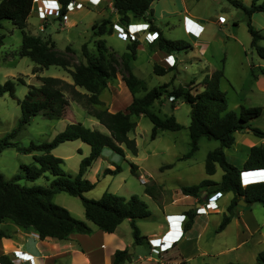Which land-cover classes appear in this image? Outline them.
<instances>
[{
    "label": "rangeland",
    "instance_id": "1",
    "mask_svg": "<svg viewBox=\"0 0 264 264\" xmlns=\"http://www.w3.org/2000/svg\"><path fill=\"white\" fill-rule=\"evenodd\" d=\"M241 1L247 6L252 2V0ZM83 3V6L80 7L72 5L66 21H64L65 18L60 20L58 17H49L42 21L33 9L29 17L27 31L44 39L52 38L57 48L70 58L71 70L82 61H85L82 53V45L84 43L87 42L91 52L97 53L98 38L106 39L108 45L106 54H114L113 56L118 57L119 63L116 65L115 76L109 79L107 88L100 94L103 104H91L88 102V95H86L88 92L80 86L73 85L74 80L69 71L70 69L51 65L48 68H41L34 72L37 63L30 57L20 54L23 43L22 30L11 20L5 19L0 24V83L5 82L9 78L17 80L22 77L25 80V84L17 80L16 96L13 97L9 93H5L0 97V137L5 136L17 126L22 115L19 99H22L27 93L29 85H40L42 76H55L65 80L64 91L69 103L63 118L49 119L43 114L32 117L30 123L22 128L15 138V141L20 146H28L32 141L35 143L49 141L57 133L64 130L68 123L74 121H81L93 129L107 132L106 127L96 117L91 115L88 109L93 106L96 108H108L109 111L116 112L118 110H126V107L131 103L133 94L128 92L130 90H128L124 81L126 72L122 65L121 55L129 51L128 45L133 39L123 40L119 38L116 29H114L112 34L101 37L96 36L92 28L94 22L111 16L109 18L113 22L120 23V15H116L109 8L101 11L100 7L91 5L88 0L83 1ZM189 3L197 6L199 11L212 15V19L215 22H220V16L226 17L225 22H220L221 25L213 23L212 44L205 54L210 65H220L221 67L223 66V61H225L227 74H224V76L226 75L227 79H222L221 87L226 91L229 107L239 111L242 106L263 105L264 100H261V96L248 91L247 94H243L240 91V87H238L248 64H254L258 67V62L264 63V59L250 45L251 34L248 30L247 15L244 10L236 7L229 0H189ZM178 20V16L173 15L169 18L165 16L157 18V23L162 27L164 36L173 40L183 39L190 43V47L187 49L176 51L178 61L174 65H170L174 66L172 70L165 74H157L154 71V62L158 61V58L153 57L150 60L149 56L154 51L159 50L157 47L150 48V46L143 45V48L136 49L139 59L137 62L132 61L133 71L144 79L148 89L171 80V87L186 84L191 81L193 76L202 79L205 76L204 73L208 71L207 66L203 62L193 57L195 55V51L192 50V47L195 46L194 40L188 39ZM168 21L171 22L170 25L167 24ZM258 22L264 23V18H261ZM114 28L116 27L114 26ZM207 30L203 33V36L208 34ZM260 32L264 35V28ZM137 38V40L140 39L139 34ZM155 42L159 43V40H155ZM259 43L264 45V38ZM68 45L71 46V51L66 50ZM252 79L249 74L248 81L250 82ZM194 86V92H196L197 86L199 90L201 89L200 84L195 83ZM246 88L247 86L244 87V92ZM77 91L85 95H81L77 99ZM144 93L145 90H140L137 95H143ZM172 100L173 98L170 95H165L161 100H157L153 106L161 116L175 114L177 120L184 125L181 130H160L158 136L152 139L153 123L149 117L145 115L133 116L132 118L137 122V126L129 135L136 141L138 154L134 155L130 150L126 149V155L122 156L112 148L105 147L101 156L92 163L85 174V177L89 180L96 182V186L92 190L84 193L87 197L100 198L108 190L126 197L138 194L149 204L153 216L148 219H138L137 221L142 234L155 228V221L160 215L162 216L159 207L160 201L148 196L146 192L147 184L164 181L165 187L169 188L170 191H165L164 188L163 193L166 194L168 192L171 194L172 188L174 189L179 183L187 185L199 183L206 177L205 161L208 152L220 145L218 140L203 138L200 142L199 150L192 157L178 160V156L187 153L190 149L189 124L191 107L190 104L179 98L176 101V107L173 108ZM253 123L264 129V115L254 119ZM236 139V143L232 147L226 148L225 151L231 163L242 166L248 157L250 146L259 144L262 139L251 131L237 132ZM247 139L250 140L247 141ZM251 140L254 142H249ZM90 150L89 144L77 139L61 143L53 150V153L62 157L64 160L63 168L75 175L79 171L82 158L87 156ZM35 153L22 152L13 146L3 148L0 152V173L6 179L12 178L16 173L22 171V164L35 162ZM131 162L138 165V174L133 173ZM170 163L175 164L170 168L162 169L163 165ZM118 165L121 166L122 171L117 175L104 174L107 167L115 168ZM219 170L221 171L222 169ZM219 170L217 173H219ZM141 174L143 178L139 177ZM51 177L52 175L47 171L34 182L26 179H21L19 182L27 185L34 183L48 185ZM258 177L250 176L251 179ZM144 180L147 181L143 182ZM245 180H247V177ZM203 195L204 193L201 199H203ZM230 196L231 194L222 193V197H219V208L208 210L211 218L209 229L202 237L200 236L199 241L202 246H214V251L235 246L218 253L219 260L212 259V261H219L218 264L228 261H235L241 264H258L257 255L264 249V205L261 202L243 205L239 214L233 218L231 223L224 230L217 232V227L222 221L223 214L227 211V203L230 202ZM53 200L68 208L75 217L87 221L94 229L98 228L92 221L89 222L87 220L85 208L79 196L63 191L55 194ZM197 200H200V196ZM191 204L193 206V203ZM204 204L206 203L204 202ZM240 206L241 204H239ZM4 223L9 224L12 222L6 219ZM3 227L4 225L0 223V229ZM131 227L125 221L122 223L120 230L127 235L128 240L135 242L132 233L133 228ZM143 238L141 242L135 244L137 248L135 257H138L139 253L144 256L150 251V246L145 236ZM186 242L185 240L184 243ZM207 258L196 257L192 261L194 263H201V261L211 263V260H205ZM158 261H160V257Z\"/></svg>",
    "mask_w": 264,
    "mask_h": 264
},
{
    "label": "trees",
    "instance_id": "2",
    "mask_svg": "<svg viewBox=\"0 0 264 264\" xmlns=\"http://www.w3.org/2000/svg\"><path fill=\"white\" fill-rule=\"evenodd\" d=\"M61 2L60 20L65 18L69 10V4L73 0H59ZM155 0H114L116 12L120 15V24L128 25L133 19H145L150 21L151 27H155L153 18L152 4ZM236 7L241 8L247 15L248 30L251 34V47L257 54L264 59V45L259 41L264 35L252 23V15L256 12H264V0H252L247 6L241 0H229ZM35 8L34 0H0V24L2 20H11L22 30L23 43L20 50L22 56L30 57L38 69L48 68L51 65H58L65 69H70L74 80V86L84 88L88 93V102L91 104H103L100 94L108 86L109 79L116 74V65L119 63L118 57L107 55L108 45L106 39L98 38L97 53L91 52L87 42L82 45V53L85 61L71 70L70 58L60 51L52 38L44 39L27 31L28 19ZM54 16V15H51ZM112 19L104 17L93 23V33L96 36H104L114 32ZM152 28V29H154ZM158 30V28H157ZM159 48L166 52H176L190 47V43L183 39L166 38L159 31ZM139 40H131L128 45L129 51L121 55L122 65L125 70L124 81L133 94L131 103L126 110L111 112L108 108L91 107L88 112L96 117L107 129V132L99 129H93L86 126L81 121H74L67 124L64 130L60 131L49 141L41 143L31 142L28 146H20L15 138L22 128L28 125L31 118L43 114L49 119L63 118L68 99L65 96L64 83L60 77L42 76L40 85H29L27 93L22 99H19L22 115L19 122L12 131L5 136L0 137V152L8 146L16 147L22 152H36L34 154L35 162L31 164H22V171L16 173L12 178L6 179L0 173V222L6 219L12 223L28 229H34L39 233L40 238L47 236L66 238L72 232L90 233L92 226L85 220L75 217L71 211L56 203L53 198L59 192H67L74 196H79L85 208V216L95 225L107 232H114L119 224L125 218L132 217V228L135 241H142L143 236L136 223L137 218H146L150 216L151 210L148 203L138 194L130 197L119 195L106 190L100 198H90L84 193L92 190L96 182L85 177L86 171L97 160L105 147L112 148L122 156L126 155V149L132 154H138V147L134 138L129 133L135 129L137 122L133 116L145 115L153 123L151 138L155 139L160 130H181L184 125L180 123L175 114H166L161 116L155 109L154 103L161 100L165 95H170L172 107H176V100L182 98L190 104V149L178 160L192 157L200 148V141L203 138L209 140L215 139L220 145L207 154L205 161V170L208 174L216 172L218 163L224 170L220 182L206 178L199 183L192 185H183L181 190L186 195L194 197L207 194V198L215 192H232L233 197L223 214L222 221L217 227V232L222 231L231 221L239 206L240 199H244L247 204L261 202L264 205V181L258 180L244 185L242 183L241 173L244 169H262L264 168V142L250 146L249 154L242 166L231 163L226 155L225 148L232 147L236 141V132H253L256 136L264 139V129L253 124V120L258 118L264 107L262 105L242 106L239 111L229 108L226 91L221 87V81L224 77V68H218L206 77L200 85L202 90L194 92V81L186 84L171 87L172 80L163 84L147 88L144 79L136 75L131 67V60L137 57V46ZM71 51L70 45L66 47ZM174 66L164 67L160 63H155L154 71L157 74H165L172 70ZM264 72V69L262 70ZM250 75L256 77V67L251 65ZM175 77V76H173ZM25 84L22 77L17 79ZM14 79H7L0 83V97L5 93L16 96V82ZM199 85V84H198ZM140 90H145L143 95H137ZM85 95L80 91L76 92L79 99ZM81 139L90 145V153L84 156L80 162V168L77 174L73 175L67 172L62 164V157L53 153L61 143L70 140ZM174 163L165 164L164 168H170ZM138 165L131 162L133 173L138 174ZM47 171L52 175L48 185L43 184H21V179L36 181ZM122 171L121 166L115 168L107 167L104 174L117 175ZM49 179V178H48ZM146 192L148 194L158 195L164 192L163 188L156 182L147 184ZM188 219L185 223V229L191 228L194 218L197 215V208H190L185 212ZM6 235L4 230L0 229V237ZM1 259L7 260L8 264H13L8 260L7 255H1ZM132 260V254L128 248L117 249L114 253L112 264H124ZM258 264H264V249L257 255ZM182 264H209L183 262ZM221 264H241L235 261H228Z\"/></svg>",
    "mask_w": 264,
    "mask_h": 264
},
{
    "label": "crops",
    "instance_id": "3",
    "mask_svg": "<svg viewBox=\"0 0 264 264\" xmlns=\"http://www.w3.org/2000/svg\"><path fill=\"white\" fill-rule=\"evenodd\" d=\"M76 3H77V0H73L69 4V10H68L67 15L65 16L64 21L68 19L69 12L71 10L72 5L77 6ZM89 3L96 7H100L99 9L101 11L105 8L112 9L113 13H116V15H118L114 7V0H91L89 1ZM159 5H162V6H159ZM34 10L36 14L40 16V19L42 21L49 17L56 18V16H51V15L44 16L40 14L35 8ZM152 10H153V14H149V16L153 18V21H154L153 23L156 27V28L154 27L152 28L156 30L158 28V31H160L164 35V31L162 30V27H160V25L157 23V18H162L164 16L169 18L172 15L178 16V19H179L178 21L180 22L181 27L184 33L186 34V36L188 37V39L190 38L194 40L195 46L192 47V50L195 51V55L193 57L203 62L205 66H207L208 71L204 73L205 76L202 79H198L196 78V76H193L191 81H194L196 84H200L206 77L210 76L214 70L221 68V67L224 68V74H227V69L225 68V61H223V66L221 67L220 65L219 66L210 65V62L205 54L206 50L209 49V47H211V44H212L211 38H212V33H213V28H214L213 23H217L221 25L220 22L218 21L215 22V20L212 19V15H210L209 13L207 14L206 12H203V11H199L197 9V6L191 5L189 3V0H155L152 4ZM261 18H264V12H256L251 17L252 23L259 30L264 28V23L258 22ZM133 21L131 23L136 24V25L140 23H144V22H150L145 19H133ZM28 22H29V19H28ZM167 24L170 25L171 22L168 21ZM206 30L208 34L206 36H203V33ZM145 33L146 32L144 31L139 33L140 35L139 42L143 43L144 46H150V48L157 47L159 49V50L154 51L149 56L150 60L153 57L158 58V61L154 62V65L155 63H160L166 68L171 67L167 61L168 54H173L176 61H178L176 52H166V51L161 50L159 48L158 43L149 42L147 40ZM138 59H139V56L137 55L135 59L131 60L132 69L134 68L132 61L137 62ZM257 66L258 67H256L255 65L257 76L254 77L249 82L248 77L251 71V64L247 65V68L244 70L245 71L244 76L241 78V81L238 84L239 85L238 87H240V91L243 94H247V91L253 92L257 94L258 96H261L262 98L261 100H264V73L262 71L264 69V63L258 62ZM223 78L227 79L226 75ZM245 86H247V88H246V91L244 92L243 89ZM200 88H201L200 90H202L203 87L200 85ZM128 92L131 93L130 91ZM249 106H253V105H249ZM262 106L264 107V104ZM263 115H264V110L259 117H262ZM261 139L262 140L260 143L264 142V139L263 138ZM248 140L250 139H247V141ZM249 142H254V141L251 140ZM182 155L178 156V158L181 157ZM219 169H222V167L217 163L216 172L214 174H208L206 172V177L204 179L209 178L214 181L220 182L222 180L224 170L222 169L220 171ZM218 170H219V173H217ZM140 176L143 178L142 174L139 175V177ZM250 176L254 177L253 175H249L247 177V180H245V182H253V181H258L259 179H262V177L260 176L256 179H251ZM146 181L147 180H144L143 182H146ZM158 184L163 189L165 188L164 189L165 191L166 190L168 192L170 191L169 188L165 187L164 181H159ZM183 185H187V184L179 183V185H176L174 189L172 188L171 194H169L168 192H166V194L162 193L161 195H158L157 192H155L152 195L148 194L149 197L155 198L158 201H160L159 207H160V212L162 213V216L160 215V217H158V219L155 221L156 222L155 228L151 229L150 232L149 230L145 231L144 232L145 235L141 233L143 237L145 236V239L147 240V243L150 246V249H149L150 251L146 255H144L145 257L142 256L140 253L138 257L134 256L137 250L135 246L137 242L136 241L133 242V240H128L127 235L123 233L122 230H120L122 223L125 221H127L129 225L132 226V221L129 220L128 218H125V220L117 226L114 232H110V233L105 232L104 230H102L96 225L98 228L94 229V227H92V231L90 233L72 232L66 238H57V237H51V236L40 238L38 234L35 233L36 231L34 229L23 228L14 223L5 224L3 221V222H0L4 225V227L1 229L4 230L6 235L0 237V256L7 255L9 258L8 260H10L13 264H112L114 261L115 251L117 249L128 248L129 252H130V249L132 250L130 252L132 254V260L126 261L124 264H129V263L137 264V262L141 260H144L150 263L152 262L156 263V261H158L160 257L159 255L160 247H153L150 244V239L163 237L167 233V231L171 230L172 225L169 224V221H170L169 216L170 217L172 216L180 217L182 216V214H185V221H184V217L182 218L183 219V225H182L183 234L178 241H175L171 244V246L174 245L173 247H175V249L177 250L176 254H180L181 257H184L185 258L184 262L194 263L192 260H194L196 257L198 258L208 257L205 260H211V263L209 262L207 263L209 264L217 263L218 264L219 261H212V259L219 260L218 253L224 252L225 250H229L235 246L225 247L223 250H218V251H214V246H202V243H200L199 239L209 229L211 218L209 217V212L206 208V205L204 204V201L201 202L200 200H197L198 197L184 194L183 191L181 190V187ZM226 193L228 195L231 194L230 196V202H231L233 193L232 192H226ZM220 198L217 201L218 203H219ZM230 202L227 203V207L230 204ZM191 203H193V206ZM193 207L197 208V215L194 218V222L191 228L185 229V223H186V220L188 219V216L185 212L188 209L193 208ZM242 207L243 205H241L240 207L238 206L236 208L235 214L232 217L231 221L237 214H239ZM152 216H153V213L151 212L150 216L146 218H137L136 223L138 219H148V218H151ZM88 221L91 222L90 220ZM231 221L227 224V226L231 223ZM179 225L180 223H178V226ZM196 234L197 236H195ZM169 240L170 241L168 243L171 242L170 238ZM185 240L187 241L186 243H184ZM168 247H170V245H168ZM173 250L174 249L170 250L168 254L173 253L174 252ZM0 262L3 264H8L7 260L5 261L1 258H0ZM182 263L159 262L158 264H182ZM201 263H204V262L201 261Z\"/></svg>",
    "mask_w": 264,
    "mask_h": 264
},
{
    "label": "built area",
    "instance_id": "4",
    "mask_svg": "<svg viewBox=\"0 0 264 264\" xmlns=\"http://www.w3.org/2000/svg\"><path fill=\"white\" fill-rule=\"evenodd\" d=\"M83 1L85 2V0H78L76 3L77 6L78 7L83 6L84 4ZM89 1L91 0H88V2ZM34 3H35V9L44 16H49V15L58 16L60 14L61 2L59 0H34ZM225 21H226V17L220 16V22H225ZM114 26L116 27L115 29L117 31L118 37L123 40H127L128 38H131L133 40L138 39L137 38L138 34L142 30L146 32L145 36L149 42H155V40L159 39V35H160L158 30L152 29L149 22H144V23H140L137 25L130 23L127 26L122 25L120 23H115ZM143 47H144L143 44L139 42L137 46V50ZM167 60L169 61L170 65H174L176 62V59L173 54H169L167 57ZM221 196H222V192L220 191L213 193L208 198H207V194L204 193L203 201L206 203L205 205H206L207 210H213V209L219 208V204L217 200ZM183 217L185 221V214H182V216L180 217H177V216L170 217L169 216L170 218L169 224L172 225L171 230L167 231V233L163 237L150 239V244L153 247H160V250H159L160 261H156V263L152 262L153 264H158L159 262H168V263L184 262L185 258L181 257L180 254H176L177 250L175 249V247H173L174 245L171 246V244L175 241H178L183 234V231H182V225H183L182 218ZM178 223H180L179 226H178ZM176 225L178 226L177 228L175 227ZM35 233L38 234V236L40 237L38 232H35ZM169 238L171 239L170 243H168L170 241ZM168 245H170V247H168ZM172 249H174L173 250L174 252L168 254V252H170V250ZM152 263L144 261V260L137 262V264H152ZM0 264H3V263L0 262Z\"/></svg>",
    "mask_w": 264,
    "mask_h": 264
},
{
    "label": "water",
    "instance_id": "5",
    "mask_svg": "<svg viewBox=\"0 0 264 264\" xmlns=\"http://www.w3.org/2000/svg\"><path fill=\"white\" fill-rule=\"evenodd\" d=\"M263 171H264V168H262V169H244V170H242V173H241L242 180L245 181V178L248 177L249 175H253V176H257V177L260 176V177L264 178ZM239 203L241 205H244V206L247 205V202L244 199H240ZM128 219L132 221V217H128ZM105 232H107V231H105ZM131 251L132 250L130 249V252Z\"/></svg>",
    "mask_w": 264,
    "mask_h": 264
},
{
    "label": "clouds",
    "instance_id": "6",
    "mask_svg": "<svg viewBox=\"0 0 264 264\" xmlns=\"http://www.w3.org/2000/svg\"><path fill=\"white\" fill-rule=\"evenodd\" d=\"M261 181H264V180H261ZM253 182H257V181H253ZM242 183H243L244 185H246V184H249V183H252V182H245L244 180H242Z\"/></svg>",
    "mask_w": 264,
    "mask_h": 264
},
{
    "label": "bare ground",
    "instance_id": "7",
    "mask_svg": "<svg viewBox=\"0 0 264 264\" xmlns=\"http://www.w3.org/2000/svg\"><path fill=\"white\" fill-rule=\"evenodd\" d=\"M264 172V171H263Z\"/></svg>",
    "mask_w": 264,
    "mask_h": 264
}]
</instances>
